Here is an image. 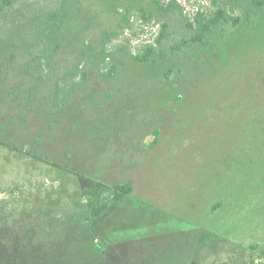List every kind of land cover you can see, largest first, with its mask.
<instances>
[{"label": "rangeland", "instance_id": "obj_1", "mask_svg": "<svg viewBox=\"0 0 264 264\" xmlns=\"http://www.w3.org/2000/svg\"><path fill=\"white\" fill-rule=\"evenodd\" d=\"M151 1L0 0V264H264V26L174 56L246 0Z\"/></svg>", "mask_w": 264, "mask_h": 264}, {"label": "trees", "instance_id": "obj_2", "mask_svg": "<svg viewBox=\"0 0 264 264\" xmlns=\"http://www.w3.org/2000/svg\"><path fill=\"white\" fill-rule=\"evenodd\" d=\"M10 1L11 0H4L5 5H10ZM151 2L152 5H155L159 11L163 10L160 7V2L158 0H152ZM138 10L146 12V9L144 7H138ZM234 10L235 9L232 8V11ZM242 10V16L229 15L227 11L222 7H218L214 14H212V16H210L209 18L205 17L203 14L198 15L196 17L195 23L188 24L189 27L194 30V34L190 35V38H183L173 44L171 46L173 55L179 56L182 52H187L195 48L207 49V47L210 45L211 35L217 27H221L222 38L225 39L228 30H226V28H223L224 25H231L235 28L241 26V32H243L242 34L251 33L256 28L264 26V0H246V4L242 6ZM77 13L72 11L69 7L61 12L46 14L43 18V22L47 30L53 26L57 29H63L68 23L76 20ZM59 21H61V24H59ZM166 28L167 25L164 24L161 36L158 39V43H161L163 38L165 40L168 37V34L165 32ZM56 47H58V44H53L52 49H55ZM155 52L156 49L154 47L148 46L145 54L139 57V61L143 63L149 62ZM42 66V63L38 61V77L44 79L45 76L43 75L44 71ZM158 137L159 131H156L155 138L157 139ZM156 143L157 140H155L152 146H155ZM132 192L133 186L130 183L116 184L115 189L111 193V195L107 197L103 202L98 204V206L94 209L93 217L102 216L113 204L122 201L126 195H130ZM253 248L257 249V246H253Z\"/></svg>", "mask_w": 264, "mask_h": 264}]
</instances>
